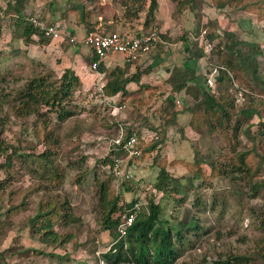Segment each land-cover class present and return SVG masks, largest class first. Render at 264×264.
I'll list each match as a JSON object with an SVG mask.
<instances>
[{
	"label": "rangeland",
	"instance_id": "1",
	"mask_svg": "<svg viewBox=\"0 0 264 264\" xmlns=\"http://www.w3.org/2000/svg\"><path fill=\"white\" fill-rule=\"evenodd\" d=\"M26 4L28 8L26 19L34 15L42 17L43 21L52 24L58 23L72 36L79 38L95 30L103 33H130V36L149 32L144 28L145 15H140L138 19H129L122 0H26ZM75 4H83L88 10H92L93 15L90 17V22L94 29L90 30V27L85 23H80L79 11L73 9ZM195 4L197 12L189 4L183 5L176 0H159L156 38L158 42H162L161 47L160 45L155 46L151 53L141 56L139 63L143 62V64H139L134 70V72L138 70L142 72L148 66L151 67V73H145L143 79V83L152 86V89L143 94L144 104L127 101L124 104L125 108L123 107L120 113L114 112L121 99L118 97L112 101H106V98L98 94L99 86L102 85L101 82L103 83L105 78L92 70V62L88 56L85 58L89 68L88 72L81 73L83 88L78 90L74 97V104L78 106L77 115L63 124L53 122L55 136L52 140L45 141L43 136L45 133L37 117H12L6 125L4 132L6 142L13 146V150H16L19 155L33 156L31 158L13 156L14 170L11 173H0V182L11 176V184L7 188L6 195L3 196L6 202L2 204V209L6 210L9 205H17L22 200L26 201L24 209L13 218V225L9 226L4 223L0 231V251L10 250L6 254L10 264H83L84 262L96 264L99 253L106 252L112 247L113 238L108 232L103 231L99 222L101 208L95 176L87 175L84 179L82 177L79 182L77 179L83 175L84 170L96 166H98L97 177L112 179L110 167L105 166L102 161L113 149L112 140L119 138L122 132L125 133L132 124L140 130L142 146H150L158 140L165 142L159 146L156 152L142 157L138 156L139 158L135 159L127 156L123 159V169L126 173L130 172L133 175V178L126 184L132 190L126 191L115 181L112 183L113 189L122 194V205L138 200L142 207H145L153 195L158 199L162 198V194L156 190L161 168L155 164L157 155L170 161L193 162L194 157L197 156V150H195L197 148L216 158L220 157V151L225 154L229 152V142H225L220 134L206 140L202 146L199 141H196L198 136L193 132H188L189 140L183 139L176 128H170L167 136L160 132V126H163L165 121L171 117L167 107L175 100L180 113L178 124L188 126L191 119L190 114L184 110L185 96L178 95L176 97L171 94V88L166 83L169 77L168 69H173L176 64L180 65L191 61L190 65L198 73L197 82L206 85V78H212L213 86L208 88L207 84L206 88L209 91L217 92L219 87L215 83L214 74L221 64V59L216 56H210V58L199 62L186 59L185 49L195 39L196 31L205 27L209 21L215 20V28L217 27L219 32H223L226 28L239 29L244 40L260 43L264 47V17L231 8L220 11L209 5L210 0H195ZM16 20V17L0 19V50L3 49L4 51L1 52L5 54L11 49L17 50L24 47L22 39H19L23 29L22 27L18 28ZM4 32L8 34L3 36ZM163 35L167 37L166 40L162 39ZM186 35L190 40H178ZM11 39V43H8L12 44L10 49L5 44ZM54 43L55 45L53 44L54 46L46 52L43 61L37 59L39 53L31 47L29 58L25 60L27 65L23 70L16 71L13 78L3 85L7 88V92L17 95L24 87L26 79L39 74V64L41 63L44 70L54 69L58 73L66 66L75 65V54L72 52L79 51L84 46L74 45L68 39L63 43L62 41ZM63 46H66L65 49ZM209 51L210 49H208ZM155 54L161 57L155 58ZM122 57L118 54L113 56L115 59ZM117 67H110L109 70ZM260 67V77L264 80V56L260 57ZM241 96L237 103L239 107L244 105ZM261 98L264 99V96ZM165 109L167 114H162ZM145 118L148 119L145 120ZM36 128L39 129V135ZM252 130L254 131L255 128ZM243 140L246 141L245 138ZM48 147L54 149L52 160L58 162L64 176L56 185L51 181L50 169L44 168L42 160L37 157ZM83 158L87 159L81 168ZM5 161L4 157H0V163ZM168 169L173 175L184 178L185 182L189 173L188 167L176 163L169 165ZM244 184V182H238L235 185L226 178H214L207 180V185L200 187L199 190L188 191L185 197L182 194L172 197L177 200L186 198L184 207L187 208L181 216L182 219L177 218L174 223L178 225V220L180 223H185L189 217L196 215L202 228L199 231L191 232V235L189 234L190 239L185 245L183 257L177 264H214L239 253H246L256 259L255 264H262L256 257L260 250L257 244L260 240H264V231L259 229L260 218L253 216L249 207L258 208L259 212H263L264 197L261 196L257 199L245 197L244 203L240 204L238 197L229 195L232 190L243 189ZM37 188L41 189L35 193ZM25 195H27L26 199H24ZM55 197L67 202L69 217L73 221L67 229L59 227L60 225L57 226L63 233H72L74 236V240L66 248H45L41 246V243L32 240L27 233L21 235L28 220L36 214L39 203L42 200L48 201ZM198 201H200V205L202 204L200 210L194 206ZM214 201L217 208L212 211L210 208ZM163 204V217L173 220L177 216L176 203L171 199ZM203 206H207L206 210H202ZM2 219L4 217L1 216L0 220ZM21 243L29 248H44L47 253L65 257V259L39 256L32 251L28 256L22 257ZM80 244H83L84 247L74 252V249L78 248ZM15 249H18L19 252L10 257V253Z\"/></svg>",
	"mask_w": 264,
	"mask_h": 264
},
{
	"label": "trees",
	"instance_id": "2",
	"mask_svg": "<svg viewBox=\"0 0 264 264\" xmlns=\"http://www.w3.org/2000/svg\"><path fill=\"white\" fill-rule=\"evenodd\" d=\"M176 1L183 5L189 4L197 12L195 0ZM122 4L129 19H138L140 15H145L144 28L149 32L134 36L140 38L153 36L154 46L160 45L161 47L162 42H158L156 38L159 0H122ZM209 5L220 11L231 8L264 17V0H210ZM73 9L79 11L80 23H85L90 27V30L94 29L90 22V17L93 15L92 10H88L83 4H75ZM27 10L26 0H12L5 9H1L3 15L0 16V19L17 18L18 28L22 27L23 29L20 38L25 47L31 45L49 46L52 43L51 39L46 38L39 29L26 19ZM208 23L201 30L196 31L195 39L185 49V56L187 60L196 62L210 58V56L219 57L221 64L214 74L215 83L219 89L217 92L207 90V84L197 82L198 73L196 69H192L186 64H176L173 69L168 70L169 77L166 83L171 88V94L176 97L178 95L185 96L184 110L190 114L191 119L188 126L178 124L180 113L175 100L167 107L171 117L165 121L163 126H160V132L167 136L170 128H176L185 140H189L188 132H193L198 136L196 141H199L202 146L206 140L220 134L225 142H229V152L225 154L220 151V157L216 158L197 148L195 149L197 156L194 157L193 162L186 160L170 161L157 155L155 164L161 168L157 178L156 190L162 194V198L158 199L157 196L153 195L145 207H142L138 200L122 205V194L113 189L112 183L117 181L113 172L115 160H123L128 156L122 147L113 146L111 153L102 161L105 166L110 167L112 179L97 177L98 166L84 170L77 182L82 177L83 179L86 178L87 175L93 174L95 176L101 208L99 222L103 231L108 232L113 238L112 247L106 252L99 253L96 264H177L183 257L185 245L190 239L189 234L202 228L196 215L189 217L185 223H180L179 220L178 225L174 223L177 218L182 219L181 216L187 208L184 207L186 198L177 200L172 197L177 194H182L185 197L188 191L199 190L200 187L207 185V180L226 178L235 185L238 182H244L243 189L232 190L229 194L238 197L240 204L244 203L245 197L249 199L264 197V99L261 98L264 96V80L260 77V57L264 56V47L260 43L244 40L239 29L226 28L223 32H219L217 27L215 28V20ZM122 35L129 37L130 33H123ZM201 37H203L202 40ZM162 39L166 40L167 37L163 35ZM178 40L188 41L190 38L186 35ZM208 49H210L209 52ZM154 56L155 58L161 57L158 54ZM28 58L29 51L26 48L11 49L7 54L0 53V157L6 159L4 163H0V173H11L14 170L12 158L19 155L16 150H13L14 147L4 139L5 127L12 117H37L45 133L44 139L48 141L55 136L52 127L53 122L63 124L77 115L78 106L74 104V97L77 91L83 88V80L71 68H66L58 73L54 69L44 70L45 68L41 63L39 64V74L26 79L24 87L17 95L7 92V88L3 85L13 78L16 71L24 69V66L27 65L25 60ZM90 60L92 66L97 61V57L92 55ZM136 63L127 62L124 68L117 67L109 70L105 62H101L97 72L105 78V81L101 82L102 85L99 87L102 88V91H97L98 94L106 98V101H112V99L119 97L121 100L118 106H124L127 101L144 104L143 94L152 89V86L143 83V79L145 73H151V67L148 66L142 72L138 69V71L132 72L131 66ZM257 81L258 84H256ZM240 95H242L241 99L244 100V105L241 107L237 105ZM165 113L167 114L166 109L163 110L162 114ZM147 119L145 118V120ZM133 125L127 128L124 134L128 140L131 137L137 138V147L141 152L139 157L156 152L159 146L165 142L158 140L150 146H142L140 130ZM252 128L255 130L253 131ZM36 131L39 135L38 128ZM243 138L246 139L245 142ZM54 153V149L48 147L37 157L42 160L44 168L50 169L51 181L56 185L64 176L58 162L52 160ZM19 157L31 158L33 156L19 155ZM86 159L81 160V168ZM176 163L184 164L189 169L185 182L184 178L173 175L168 169L169 165ZM129 181L121 180L116 184L124 187L126 191H131V187L126 185ZM10 184L11 176L0 182V217H4L0 220V231L4 223L12 226L13 218L26 205V201L22 200L17 205H9L6 210L2 209V204L6 202L3 196L6 195ZM38 189L41 188H37L35 193L38 192ZM26 198L27 195L24 196V199ZM171 199L177 205V216L173 220L163 217V202ZM215 203L214 201L211 205L212 211L217 208ZM137 205H139L140 210L133 226L129 228L125 236H121L119 225L122 214L131 213ZM194 206L200 210L202 204L200 205V201H198ZM206 208L207 206H203L202 210H206ZM257 209L249 207L251 214L260 218L259 229L264 231V211L259 212ZM69 216L70 212L66 201H61L58 197L48 201L42 200L38 205L36 214L28 220L24 231H21V235L27 233L32 240L41 243V246L45 248H66L74 240V236L72 233H63L57 226L60 225L59 227L64 229L69 228L73 223ZM257 245L260 250L256 258L264 264V240H260ZM82 247L84 245L80 244L78 248L74 249V252ZM9 251H0V264H10L6 255ZM21 251L22 257L28 256L32 251L39 256L45 255V257L65 259V257L47 253L44 248H29L22 243ZM18 252L19 250L15 249L10 253V257ZM255 260L246 253H239L214 264H255ZM83 264L90 263L84 262Z\"/></svg>",
	"mask_w": 264,
	"mask_h": 264
},
{
	"label": "built area",
	"instance_id": "3",
	"mask_svg": "<svg viewBox=\"0 0 264 264\" xmlns=\"http://www.w3.org/2000/svg\"><path fill=\"white\" fill-rule=\"evenodd\" d=\"M0 10V16H2ZM27 20L46 37L50 38L52 42L65 41L68 39L74 45H83L92 51V54L97 57V61L92 65V70L97 72L98 66L101 62L106 60L111 55H122L126 62H138L141 56L150 53L154 49L153 36L146 38H140L137 36L126 37L118 32L103 33L98 30L87 33L82 38L72 36L66 31L60 24L48 23L40 20L39 17L30 16ZM100 75V74H99ZM102 76V75H100ZM208 86H213L214 82L212 78L206 80ZM102 91V88H100ZM124 106L115 107L114 112L120 113ZM125 108V107H124ZM137 138L131 137L129 140L125 138L124 132L119 138L112 140V146L122 147L127 154L128 158H135L140 156V150L137 147ZM123 161L121 159L115 160L113 172L116 178V182L121 180H131L133 175L126 173L123 169ZM140 207L136 206L131 213H124L121 216V223L119 225V232L121 236H125L131 228L139 214ZM104 264V263H102Z\"/></svg>",
	"mask_w": 264,
	"mask_h": 264
},
{
	"label": "crops",
	"instance_id": "4",
	"mask_svg": "<svg viewBox=\"0 0 264 264\" xmlns=\"http://www.w3.org/2000/svg\"><path fill=\"white\" fill-rule=\"evenodd\" d=\"M12 0H0V10L1 9H5L6 8V6L11 2ZM30 12V11H29ZM34 15V14H33ZM35 16V15H34ZM23 32V31H22ZM8 34V33H7ZM5 32H4V34H3V36H5V35H7ZM19 38V37H18ZM19 39H21V38H19ZM11 41H12V39L11 40H9L5 45L6 46H8L10 49L12 48V44H8V43H11ZM23 43V42H22ZM62 43H63V41H62ZM55 45V43L54 42H52L49 46H37V45H31V46H29V47H22V48H20V49H28V51L30 52V50H31V47H33V48H35L36 49V51H37V53H39L38 54V60L39 61H43L44 60V58L46 57V52L47 51H49V48H51V47H53L54 45ZM64 47H66V46H63V49H65ZM1 51H4L3 49H1L0 50V52ZM63 51V50H62ZM75 51V50H74ZM72 52V53H74L75 55H74V58H75V65H71V66H66V67H64V69H66V68H71V69H73L74 71H76V73H77V75H79L80 77H81V79H83L82 78V74H83V72H88V65H87V63H86V61H85V58H88V56H89V58L90 57H92V51L89 49V48H87V47H82L81 49H79V51H75V52ZM113 56L114 55H111L107 60H106V62H105V64H106V67L109 69L110 67H117V66H119V67H124V66H126V60L122 57L121 59H115V58H113ZM32 57V56H31ZM118 60V61H117ZM113 61H116V63H113ZM188 63H183V64H186L188 67H190V68H192L193 66H191L190 65V62L189 61H187ZM143 64V62H140L139 63V61H138V64L136 63V65H132L131 66V71L132 72H134V70L137 68L136 66H139V64ZM192 69H194V67L192 68ZM82 70H84V71H82ZM169 70V69H168ZM61 71V70H60ZM82 73V74H81ZM169 74V73H168ZM169 76V75H168Z\"/></svg>",
	"mask_w": 264,
	"mask_h": 264
}]
</instances>
